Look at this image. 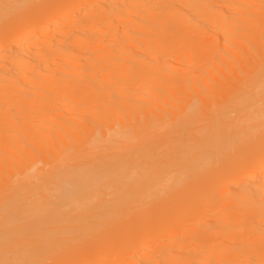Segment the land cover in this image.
Segmentation results:
<instances>
[{
	"label": "bare ground",
	"instance_id": "1",
	"mask_svg": "<svg viewBox=\"0 0 264 264\" xmlns=\"http://www.w3.org/2000/svg\"><path fill=\"white\" fill-rule=\"evenodd\" d=\"M260 60L264 0H58L1 24L0 264H264ZM194 98L226 106L185 137Z\"/></svg>",
	"mask_w": 264,
	"mask_h": 264
},
{
	"label": "rangeland",
	"instance_id": "2",
	"mask_svg": "<svg viewBox=\"0 0 264 264\" xmlns=\"http://www.w3.org/2000/svg\"><path fill=\"white\" fill-rule=\"evenodd\" d=\"M4 1L5 5L4 8L8 9L5 11L4 8H2L0 6V25L1 24H7V23H11L12 21L16 20L19 17L20 12L22 11L23 8H39V7H45L47 5H52L54 3H56L58 0H31L30 2H28L24 7H22L21 9H19L20 5H18V3L15 2V0L10 1V3H6L8 0H0V2ZM2 3H0L1 5ZM50 36V33L47 34L43 41L48 39V37ZM245 57L242 58H231L230 61L228 62V67L230 68V70H234L236 68H238L242 61H245ZM220 60V58H214V63H218ZM189 66H191L189 69L191 72V77L190 79H192V84L194 86H197L199 88H202L206 83L209 82L210 78H208L207 76V71L210 68L211 64L209 63L208 60L203 59V60H198L195 61L193 64H190ZM181 68V66H179ZM178 67V68H179ZM260 75H261V81L264 83V60H260ZM178 78H180L179 80L182 79V76H179ZM250 80H252V78L249 75H244L241 76L237 81L241 82V84L249 82ZM194 101V106L193 109L191 110L190 114L193 118V120L190 122V124L183 128L181 131H186L185 133V137L186 136H191V133L202 129L205 125H207L209 123L210 120L212 119H216L218 118V116L221 114V112H223L224 108H225V102H223L222 104H212L211 106L208 107H204L201 105V103L199 102L198 99H193ZM179 135V134H178ZM181 135V134H180ZM264 137V131L260 132V138ZM190 139V137H188ZM180 140V139H178ZM246 142H249L247 144H245ZM253 141L246 140L245 142H237L236 147L234 149H230L231 152H240L242 151V149L251 144ZM177 143V142H175ZM176 145V144H175ZM170 145H166V149L169 148ZM174 146V145H173ZM228 149V147H227ZM228 150H225L224 153H226V155H224L223 157H221V154L218 155V153L216 152V154L212 155V157H214V161H210L212 164L217 162V160L221 163H223L224 161H226L228 159V154L227 153ZM230 152V153H231ZM206 156H209L208 154ZM221 157V158H219ZM209 162V163H210ZM211 164V165H212ZM205 168L201 169L200 171H196L193 172L192 175L190 176V178L187 179V183L188 184H198L201 183L203 181H205L208 177L209 174H211V172L208 171V168L206 170H204ZM132 208H128L125 210V213H129L131 212ZM198 216V214H196ZM75 219V218H74ZM92 235V234H91ZM76 242L74 240V237H71L68 240V243L66 244V246L64 248H69L71 255L76 256L78 253H80V249L82 248V243L78 242L79 244L76 245ZM81 243V244H80ZM58 257L59 255L53 253L50 256H48V258L44 261L41 262V264H56V262L58 261Z\"/></svg>",
	"mask_w": 264,
	"mask_h": 264
}]
</instances>
